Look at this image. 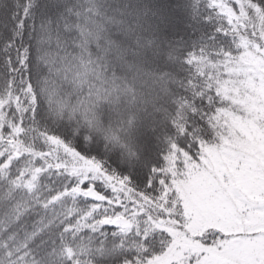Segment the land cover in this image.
I'll return each instance as SVG.
<instances>
[{"label": "snow or ice", "instance_id": "1", "mask_svg": "<svg viewBox=\"0 0 264 264\" xmlns=\"http://www.w3.org/2000/svg\"><path fill=\"white\" fill-rule=\"evenodd\" d=\"M0 264H264V0H0Z\"/></svg>", "mask_w": 264, "mask_h": 264}]
</instances>
